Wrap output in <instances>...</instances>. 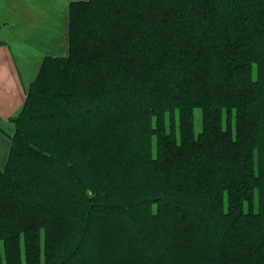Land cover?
<instances>
[{
    "label": "trees",
    "instance_id": "trees-1",
    "mask_svg": "<svg viewBox=\"0 0 264 264\" xmlns=\"http://www.w3.org/2000/svg\"><path fill=\"white\" fill-rule=\"evenodd\" d=\"M9 121L0 264H264V0L74 1Z\"/></svg>",
    "mask_w": 264,
    "mask_h": 264
},
{
    "label": "crops",
    "instance_id": "crops-1",
    "mask_svg": "<svg viewBox=\"0 0 264 264\" xmlns=\"http://www.w3.org/2000/svg\"><path fill=\"white\" fill-rule=\"evenodd\" d=\"M81 0H0V168L10 148L8 125L25 101L45 56L68 54L70 3Z\"/></svg>",
    "mask_w": 264,
    "mask_h": 264
},
{
    "label": "rangeland",
    "instance_id": "rangeland-1",
    "mask_svg": "<svg viewBox=\"0 0 264 264\" xmlns=\"http://www.w3.org/2000/svg\"><path fill=\"white\" fill-rule=\"evenodd\" d=\"M13 117V116H12ZM10 119V118H9ZM11 123V122H10ZM12 126V131H13V124L11 123ZM1 127L6 131V132H10L11 130L8 127V125L2 123ZM200 127V110L199 109H195L194 110V128H195V132H197L199 130ZM155 147V144H153V148ZM256 207V203L254 204V208Z\"/></svg>",
    "mask_w": 264,
    "mask_h": 264
}]
</instances>
